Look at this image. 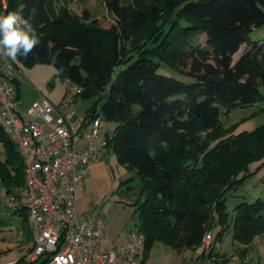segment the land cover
<instances>
[{
    "label": "trees",
    "instance_id": "obj_1",
    "mask_svg": "<svg viewBox=\"0 0 264 264\" xmlns=\"http://www.w3.org/2000/svg\"><path fill=\"white\" fill-rule=\"evenodd\" d=\"M104 1L107 13L91 19L57 9L54 0H0V15L22 6L23 18L39 35L40 44L27 58L18 56L21 61L53 63L62 80L81 86L79 98L104 96L100 109L92 106L86 115L114 122L106 147L141 176L140 195L145 198L135 203L143 252L154 241L176 249L197 248L216 223L221 238L227 228L226 191L241 182L239 174L250 163L264 160V124L238 133L221 125L223 114L262 97L264 38L251 40L248 34L264 25V0H166L174 9L168 20L162 17L161 0ZM140 30L148 33L142 46L128 47ZM196 32L206 34V44L192 51L196 55L185 74L193 80L159 72L160 65L172 68L165 55L168 46L182 36L188 42ZM243 43L245 51L233 62ZM176 46L181 50L179 42ZM183 56L171 58L183 64ZM0 141L6 150L0 182L8 192L20 194L23 164L1 123ZM13 211L26 219L24 210ZM261 234L264 201L240 202L232 237L243 244L237 253L241 260ZM212 251L201 250L199 256H221L211 259L212 264L229 262L224 253ZM257 264H264V255Z\"/></svg>",
    "mask_w": 264,
    "mask_h": 264
},
{
    "label": "built area",
    "instance_id": "obj_2",
    "mask_svg": "<svg viewBox=\"0 0 264 264\" xmlns=\"http://www.w3.org/2000/svg\"><path fill=\"white\" fill-rule=\"evenodd\" d=\"M19 73L11 60L0 56V123L18 151L25 183L22 193L12 194L0 182V202L25 212L33 245L24 264H135L144 248L142 232L137 230L126 243L103 250L106 215L86 211L79 216L75 211L76 191L107 145L105 138L92 142L99 136L100 116L64 114L46 98L20 113L15 87ZM63 82L64 103L69 104L82 88L69 79ZM54 111L57 116H52ZM87 126L88 140L79 146ZM211 242L212 232L206 231L200 246L211 251ZM17 263V259L0 261Z\"/></svg>",
    "mask_w": 264,
    "mask_h": 264
},
{
    "label": "rangeland",
    "instance_id": "obj_3",
    "mask_svg": "<svg viewBox=\"0 0 264 264\" xmlns=\"http://www.w3.org/2000/svg\"><path fill=\"white\" fill-rule=\"evenodd\" d=\"M156 1V0H143ZM166 0H161L162 17L167 20L174 14V9L165 3ZM174 3H181L183 0H172ZM57 9L65 7V9L76 13L79 16L91 19L93 17H102L107 13L104 0H54ZM249 39L258 40L264 38V25L256 27L249 32ZM148 36L145 30H140L134 36L128 47L139 48L142 46L144 39ZM187 36L178 38L172 45L168 46L165 52L166 57L171 60L168 65H160L157 70L161 73L174 76L185 82L192 81L193 78L186 75L190 70L191 57L195 56L192 51L196 47H205L206 34L196 32L195 35L188 38ZM181 44L179 50L177 44ZM247 43L241 44L237 52L232 56L233 62L240 57L245 51ZM184 53L186 57L185 63H179V59L172 60L174 54ZM173 54V55H172ZM19 68L18 88H19V104L21 112L25 113V109L34 101H39L43 98L51 100L53 105L62 113L74 111L77 116H84L85 112L92 106L97 110L100 109L104 96L97 98H79L76 97L69 104L64 103L65 84L58 76L57 70L53 63H36L26 64L19 58L15 61ZM116 72L118 70L116 69ZM112 79L108 82L104 89V95L112 83ZM262 97L254 104L243 107H236L227 114L221 116V125L226 129V132L238 133L244 130H252L255 127L264 124V85L259 87ZM50 101V102H51ZM22 107V108H21ZM52 116H57V112H52ZM98 139L106 137L105 131L111 132L114 122L101 118ZM51 123H48L50 126ZM88 127V126H87ZM89 129V127H88ZM84 139L80 140L82 143ZM95 142V141H94ZM107 148V147H106ZM103 149L101 161L104 164V173H102L100 184L102 187V195L98 203L92 209L96 214L106 215L105 229L103 232L102 249L109 250L120 245L121 241H126L134 234L140 225L141 215L138 210L139 205L136 201H144L145 196L140 195L142 187L141 176L135 168H127L124 164L118 162L116 156L111 150ZM6 157V150L0 141V159ZM241 182L230 187L225 193V207L227 212V228L219 238L221 225L216 223L212 227L213 240L211 247L214 250H221L225 253L224 258H229L231 261L234 257L239 258L237 250L242 248L243 244L236 241L232 237L233 221L236 216V207L242 201L251 202L256 199L264 201V160L256 161L248 165L246 172L240 173ZM21 215L16 214L6 204L0 202V253L1 256H6L15 241L21 236ZM240 247V248H238ZM3 249V250H2ZM8 250V251H7ZM203 248H181L176 249L169 244L154 241L151 246L143 252L139 251L135 264H191L193 257ZM10 252V253H9ZM8 253L11 254V251ZM210 252H213L212 250ZM264 255V234L257 236L246 253L243 264H257L258 260ZM198 257V256H196ZM221 256H218L219 259ZM211 260V259H210ZM248 261V262H247Z\"/></svg>",
    "mask_w": 264,
    "mask_h": 264
},
{
    "label": "crops",
    "instance_id": "obj_4",
    "mask_svg": "<svg viewBox=\"0 0 264 264\" xmlns=\"http://www.w3.org/2000/svg\"><path fill=\"white\" fill-rule=\"evenodd\" d=\"M17 91H18V98H19L20 92H19L18 84H17ZM49 101H51V100H49ZM51 103H53V102L51 101ZM17 110L20 113H23V112L20 111L18 105H17ZM25 111H26V109H25ZM59 112H61V111L59 110ZM65 113L74 114V111L71 110V111H68V112H65ZM85 114H86V112H85ZM74 115H76V114H74ZM83 130L84 131L82 132L81 137L78 140V145L79 146L86 144V142L88 140L86 138V136H85V134L89 130L88 127H85ZM112 130H113V128H112ZM112 130H111V132H112ZM108 133L109 132L106 130L105 131V135H107ZM82 138L84 139V141L82 143H80V140ZM98 141H99V139L96 138L92 142L93 143H97ZM101 155L102 156L104 155L103 154V150L101 152ZM102 173H104L103 161H101V159L93 161L90 164V168H89L88 174L84 177V179L81 182L80 187L76 191L75 211H76V213L79 216H81L86 211L93 212L92 209L95 207V205L100 200L101 195H102V191L99 188L102 187L101 184H100V179H101ZM16 214H20L21 215V221H22V223H21V231H22L21 232V236L19 237V239L17 241L14 242L15 245H13L11 248L8 249L9 251H11V254H9L10 252L8 250L7 251L9 253L6 252L7 255L4 256V257L1 256V253H0V261L10 260V259H17L18 260L17 264H24L23 258L26 255L27 251L32 247L33 243H32V237L30 236V231H29V227H28V224H27V220L24 219V215L21 214L20 212H16ZM127 241H128V239L126 241H121L120 244H124ZM238 248H240V247H238ZM219 252L224 253L221 250H219ZM237 252H239V251L237 250ZM199 253H196V256H198V257H196V256L193 257V260H192L191 264L194 263V262L195 263H203V264H212L210 258L208 256H206L207 255L206 253H205L204 257L199 256ZM227 264H243V260H241L240 257L237 258V259H235V257H234Z\"/></svg>",
    "mask_w": 264,
    "mask_h": 264
},
{
    "label": "clouds",
    "instance_id": "obj_5",
    "mask_svg": "<svg viewBox=\"0 0 264 264\" xmlns=\"http://www.w3.org/2000/svg\"><path fill=\"white\" fill-rule=\"evenodd\" d=\"M23 8L0 15V56L16 61L27 58L40 44V38L31 23L22 16Z\"/></svg>",
    "mask_w": 264,
    "mask_h": 264
}]
</instances>
